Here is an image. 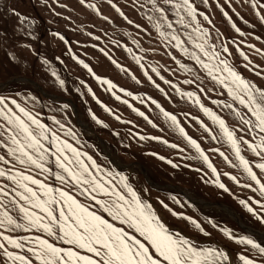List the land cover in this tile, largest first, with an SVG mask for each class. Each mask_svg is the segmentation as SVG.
<instances>
[{
	"label": "rangeland",
	"instance_id": "1",
	"mask_svg": "<svg viewBox=\"0 0 264 264\" xmlns=\"http://www.w3.org/2000/svg\"><path fill=\"white\" fill-rule=\"evenodd\" d=\"M193 3L204 14L199 21L210 32L209 43H215L218 51L226 44L229 52L222 53V58L226 56L246 78L264 87V22L260 20L264 0H255V6L252 0ZM142 4L144 0H0V95L17 99L52 127H56L51 119L55 117L73 129L78 141L69 138L70 142L101 166L127 176L171 231L201 248L226 252L227 264H242L240 254L264 264V256L222 231L229 229L236 237L248 236L264 244V208L256 203L264 202V196L255 181L228 162L238 163L231 147L211 138L218 135V126L180 92L196 91L205 106L238 128L239 122L228 110L212 103L231 102V97L218 84L219 89L204 95L199 81L184 83L193 79L189 69L202 79L211 78L159 35ZM104 80H111L115 87ZM161 108L174 114L189 136L198 138L216 172L207 162L191 158L195 149L170 126ZM184 146L191 152H184ZM241 148L264 181V170L255 167L260 158L245 145ZM248 183L251 188L244 187ZM189 194L212 206L197 204ZM241 200L248 201L257 215L248 212Z\"/></svg>",
	"mask_w": 264,
	"mask_h": 264
},
{
	"label": "snow or ice",
	"instance_id": "2",
	"mask_svg": "<svg viewBox=\"0 0 264 264\" xmlns=\"http://www.w3.org/2000/svg\"><path fill=\"white\" fill-rule=\"evenodd\" d=\"M252 3L255 6V0ZM141 7L159 35L189 56L231 97V102L213 100L212 103L228 110L239 122L238 128L230 126L222 115L205 106L196 91L180 92L182 97L199 105L218 126V135L211 138L231 147L238 163L228 162L255 181L259 186L257 190L264 196V181L241 148L243 144L259 157L261 162L255 167L264 170V87L246 78L226 56L222 58V53L229 52L226 44L222 43L218 51L215 43H209L210 32L199 21V16L204 14L193 0H144ZM260 20L264 22V15ZM233 27L241 32L235 23ZM183 37H187L191 47ZM241 54L248 59L245 53ZM181 67L188 68V65L181 64ZM189 70L193 71L194 78L184 83L196 84L198 80L203 83L193 69ZM256 75L262 73L256 72ZM103 82L115 87L111 80ZM25 99L35 100L34 97ZM161 112L170 126L195 149L196 154L191 158L207 162L216 172L205 149L180 126L178 118L163 108ZM51 119L56 127L45 123L39 113L29 110L17 99L0 95V264H227L226 252L201 248L171 231L153 206L129 183L127 176L101 166L70 142L69 138L78 141L73 129L55 117ZM200 123L203 125L202 121ZM203 126L211 132L207 125ZM220 154L228 160L224 153ZM219 186L225 187L222 183ZM244 187L252 185L248 183ZM240 203L257 215L248 201ZM256 203L264 208V202L257 200ZM196 227L200 225L197 223ZM222 231L264 256V244L248 236L236 237L229 229ZM239 260L242 264H258L245 254H240Z\"/></svg>",
	"mask_w": 264,
	"mask_h": 264
},
{
	"label": "crops",
	"instance_id": "3",
	"mask_svg": "<svg viewBox=\"0 0 264 264\" xmlns=\"http://www.w3.org/2000/svg\"><path fill=\"white\" fill-rule=\"evenodd\" d=\"M185 75L188 76L187 74H185ZM190 75L194 78L192 72L190 73ZM202 80H203V83H200L199 80H198V81H199V83H200V85H201L200 88H203V89H204V91L202 92L204 95H206L208 92H211L210 90L213 91L214 88L219 89V88H218V85L215 84L211 79L209 80V79L204 78V79H202ZM205 98H206V97H205ZM193 138H194L195 140H197V142H198V138H196L195 136H193ZM201 146H202V145H201ZM183 148H184V152H191L190 149H189V147L184 146ZM147 154H148V152H147Z\"/></svg>",
	"mask_w": 264,
	"mask_h": 264
},
{
	"label": "bare ground",
	"instance_id": "4",
	"mask_svg": "<svg viewBox=\"0 0 264 264\" xmlns=\"http://www.w3.org/2000/svg\"><path fill=\"white\" fill-rule=\"evenodd\" d=\"M82 126H83L85 129H87V130L89 131V128H88L84 123H83ZM189 196H190L191 199L194 200L197 204L207 205V206H212V205H209L210 203H208V202H206V201H203V200H201L200 198H198V197H196V196H194V195H190V194H189ZM215 206L219 208L218 205H215ZM220 207H222L224 210H227L225 206H220ZM227 212H228V210H227ZM234 217H235V216H234Z\"/></svg>",
	"mask_w": 264,
	"mask_h": 264
}]
</instances>
